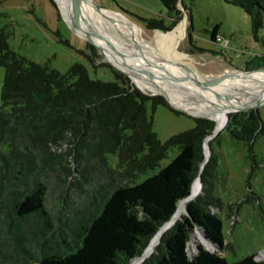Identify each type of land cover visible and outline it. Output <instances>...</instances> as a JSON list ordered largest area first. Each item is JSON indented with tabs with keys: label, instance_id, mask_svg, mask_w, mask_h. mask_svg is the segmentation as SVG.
<instances>
[{
	"label": "trees",
	"instance_id": "trees-1",
	"mask_svg": "<svg viewBox=\"0 0 264 264\" xmlns=\"http://www.w3.org/2000/svg\"><path fill=\"white\" fill-rule=\"evenodd\" d=\"M158 1L168 22L163 17L139 20L147 30L170 31L182 18L179 3L187 9L182 0ZM227 2L246 13L253 39L263 47L244 68H264V38L259 36L264 0ZM211 40L227 42L217 26ZM79 52L94 68L107 67L113 78H91L81 63L62 73L29 61L10 48L0 28V264H128L189 195L204 160L203 143L214 129L213 120L193 117L194 127L160 142L147 103L152 110L162 105L185 113L161 95L143 93L109 62H99L92 42ZM221 129L210 141L211 154L200 173L201 193L140 264H264V255L228 263L201 246L192 258L187 253L196 226L223 248L221 219L209 210L220 203L211 194L214 142L225 134L246 143L251 152L254 139L264 135L254 109L230 113ZM172 147L178 152L167 165L136 182L158 167ZM109 155L116 156L115 164Z\"/></svg>",
	"mask_w": 264,
	"mask_h": 264
},
{
	"label": "rangeland",
	"instance_id": "rangeland-1",
	"mask_svg": "<svg viewBox=\"0 0 264 264\" xmlns=\"http://www.w3.org/2000/svg\"><path fill=\"white\" fill-rule=\"evenodd\" d=\"M61 1L0 0V28L4 29L10 48L29 61L46 65L62 73L74 63H81L87 68L91 78L112 79L113 75L107 67L94 68L91 62L79 52L85 49L88 41L86 38L88 36L84 34L86 20H82L79 12L76 13L75 10L65 7ZM90 1L93 8L100 10L99 12L92 9L87 2L98 20H102L105 15L118 17L142 30L138 34L141 40L134 38L133 42L138 43L144 51H152L151 55L156 58L162 55L163 59L162 56L160 58L163 61H157L150 56L144 69L140 62L138 63L134 58H128V55L126 60L134 66L143 68L156 81L172 87L180 96L184 97L188 94L197 103L210 102L218 98L213 94L238 88L236 84L240 82L241 75L248 72L264 73V68L251 70L244 68L245 62L260 55L263 47L253 39L246 13L241 8L229 4L227 0H182L190 14V21L187 11L179 3L182 18L170 31L147 30L139 20V18L163 17L165 23L168 22L167 10L158 0ZM216 26L217 32L228 43L222 41L219 45L211 40V32ZM103 28L108 33L111 32V40L127 42L123 35L113 31L109 24H103ZM168 32L172 34V37L166 42L155 37L159 33ZM259 36L264 38V29L259 31ZM166 43L176 53L184 55L183 62L177 59V61H169L168 65L164 57L170 55L168 52L163 53ZM119 50L123 51V49ZM127 52L132 53L129 50ZM99 53V62H108L101 50ZM171 59L174 58L171 57ZM155 62H159L158 66H155ZM3 76L4 69L0 67V89ZM199 78L208 84L199 86V83H196ZM130 82L134 86L138 85V88L141 87L146 93H155L144 82H141V85L133 79ZM157 95L162 96V94ZM167 101L175 109L189 116L175 114L162 105H157L152 110L151 104L147 103V114L152 120V129L162 143L174 134L191 129L195 125L193 117H201ZM262 104L257 110L264 123V103ZM8 108L9 106L5 107V109ZM221 132L222 129L214 137ZM213 138L203 143L204 149L205 142L208 141L209 156L210 141ZM247 146L246 143L236 141L225 134L220 135L219 141L214 142L217 166L211 194L219 199L220 203L218 206H210L209 210L221 219L223 248H209L201 240L197 243L191 242V236H189L187 253L190 258L197 253V245H199L209 251L220 253L228 263L249 255L254 256L256 260L262 259L264 255L262 252L264 250V135H258L254 139L251 152L248 151ZM177 152V147L169 149L167 156L159 162V166L140 175L136 182L142 181L167 165ZM108 158L112 164H115V155H109ZM200 193L201 188L189 201L194 200ZM183 214L185 211L181 213Z\"/></svg>",
	"mask_w": 264,
	"mask_h": 264
},
{
	"label": "bare ground",
	"instance_id": "bare-ground-1",
	"mask_svg": "<svg viewBox=\"0 0 264 264\" xmlns=\"http://www.w3.org/2000/svg\"><path fill=\"white\" fill-rule=\"evenodd\" d=\"M87 2L89 3L92 9L100 12V10L93 8L90 0L61 1V3L65 7L75 10L76 13L79 12V16L83 18L82 20H86L85 21L86 24L84 25V30H85L84 34L90 38L95 39L97 44L100 47H102V49L106 53L105 57L108 56L109 58H111L113 65L125 70L128 73V75L131 76V78L137 82V84L141 85V82H144L156 94H162L167 98V100L182 107L185 111L190 112L191 114L200 115L201 117L211 118L215 122L214 125L215 132L220 131L221 128L225 125L226 115L230 110L238 109L243 105H249V104L259 105V106L263 105L262 103H264V73L257 74L253 72H248L241 75L240 82L236 84V87L238 88H234L233 90L230 89L222 93H216L215 91H212L213 93H216L213 95H217L218 98L215 100L213 99L210 102L197 103L194 100H192L188 94L185 95L184 97L182 95L180 96L178 93L175 92V90H173L172 87L168 85L166 86L163 83H160V81H156L153 77L149 75L148 72H145L143 70V68L145 69V67L148 64L147 61H149V57L153 55H151L152 51H144L138 43L133 42L134 38H136V40L137 39L141 40L138 34L141 33L142 30L118 17H113V16L108 17L105 15L106 17L104 16L102 20L101 19L98 20L93 15V12L90 10V7H88ZM103 24L104 25L109 24L112 30L122 34L123 38H125L127 42L121 43L117 40L115 41L111 40L110 38L111 32L108 33L107 30L103 28ZM155 37L156 39L162 40V42H166L169 38L172 37V34L169 32L166 34L159 33ZM119 49H123V51ZM128 50L132 51V53L130 52L128 53L127 52ZM165 52H168V55L174 58L171 59L170 56L164 57V59L167 60L168 65H169V61L173 62V61H177V59L179 60V62H183L182 58L184 57V55L180 53L179 54L176 53V51L172 49L167 43L165 49L163 50V53ZM127 55L128 58L130 57L136 59V61H138V63L140 62V64H142L144 67L140 68L130 64L126 60ZM160 56L162 55L157 56V58L153 56V59H156L157 61L160 60L161 62L163 61L162 60L163 56L162 59L160 58ZM155 63H156L155 66H158L159 62H155ZM197 82L199 83V86H205L204 83L206 85L208 84L207 82L203 81L200 78L197 79L196 83ZM139 89L143 91L141 87ZM213 95H211V97H213ZM207 144L208 141L205 142V147L203 149L206 162L209 157V148ZM200 188H201V182L199 178L196 177L191 184L189 195L178 202L177 207L174 213L172 214L171 218L163 225H161L158 228V230L154 233V235L150 238L146 248L143 251V254L139 257L132 259L128 264H140L144 259H146L151 255V253L154 250V247L159 243L160 237L163 234V232L175 221V219L180 217L181 213L186 211L185 209L187 202L200 191ZM190 236H191V242L197 243L198 240H201L206 246L208 245L207 247L209 248L214 247L203 238L202 233L197 229H194L191 232Z\"/></svg>",
	"mask_w": 264,
	"mask_h": 264
},
{
	"label": "water",
	"instance_id": "water-1",
	"mask_svg": "<svg viewBox=\"0 0 264 264\" xmlns=\"http://www.w3.org/2000/svg\"><path fill=\"white\" fill-rule=\"evenodd\" d=\"M87 39H88V41H90V42H92L99 50H101L104 54H105V56H106V53L104 52V50L102 49V47H100L98 44H97V42L95 41V39L94 38H88V37H86ZM106 59H107V61L112 65V66H114L117 70H119V71H121V72H123V73H125L129 78H130V80L132 81V79H131V77L128 75V73L125 71V70H123V69H121V68H119V67H117V66H115V65H113V63H112V61H111V58H109L108 56L106 57ZM136 86V85H135ZM137 88H138V86H136ZM141 90V89H140ZM142 91V90H141ZM143 93H145V94H147V95H157L156 93H146V92H144V91H142ZM163 96V95H162ZM164 97V96H163ZM165 98V97H164ZM166 99V98H165ZM167 100V99H166ZM169 103V102H168ZM170 104V103H169ZM259 107H261V105L259 106V105H243L242 107H240V108H238V109H232V110H230L228 113H227V115H226V122H227V120H228V118H229V114L230 113H234V112H240V111H245V110H250V109H254V110H257ZM208 119H210V118H208ZM217 134V132H215L214 131V129H213V131H212V133L210 134V135H208L205 139H204V141L206 140V139H209V138H213L215 135ZM205 155H204V160L202 161V163H201V165H200V169H199V173H198V175H197V177L199 178V180H200V182H201V177H200V173H201V171H202V169H203V166H204V164H205ZM201 186H202V183H201ZM187 213V211H185V214ZM194 229H197L198 231H200L201 233H202V236H203V238L207 241V242H209L211 245H213L214 247H216L217 249H220L218 246H217V244L216 243H214L212 240H210L208 237H207V235L205 234V232H203V231H201V229L199 228V227H195ZM200 250V247H199V245H197V252ZM144 251V250H143ZM142 254H143V252H142ZM141 254V255H142ZM152 254V253H151ZM140 255V256H141Z\"/></svg>",
	"mask_w": 264,
	"mask_h": 264
}]
</instances>
